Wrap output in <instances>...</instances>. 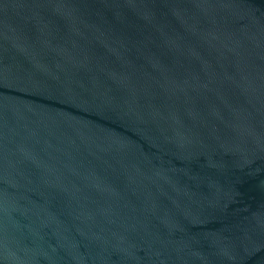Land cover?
Returning a JSON list of instances; mask_svg holds the SVG:
<instances>
[{
	"label": "water",
	"instance_id": "1",
	"mask_svg": "<svg viewBox=\"0 0 264 264\" xmlns=\"http://www.w3.org/2000/svg\"><path fill=\"white\" fill-rule=\"evenodd\" d=\"M0 264H264V0H0Z\"/></svg>",
	"mask_w": 264,
	"mask_h": 264
}]
</instances>
